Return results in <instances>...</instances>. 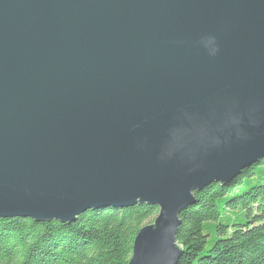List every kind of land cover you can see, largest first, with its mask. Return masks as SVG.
<instances>
[{
    "label": "water",
    "instance_id": "95a60500",
    "mask_svg": "<svg viewBox=\"0 0 264 264\" xmlns=\"http://www.w3.org/2000/svg\"><path fill=\"white\" fill-rule=\"evenodd\" d=\"M264 159V0H0V218L156 207L128 264H177L193 192Z\"/></svg>",
    "mask_w": 264,
    "mask_h": 264
},
{
    "label": "trees",
    "instance_id": "16d2710c",
    "mask_svg": "<svg viewBox=\"0 0 264 264\" xmlns=\"http://www.w3.org/2000/svg\"><path fill=\"white\" fill-rule=\"evenodd\" d=\"M178 215L177 264H264V159L227 187L193 192ZM158 209L87 210L69 224L0 218V264H128L133 241Z\"/></svg>",
    "mask_w": 264,
    "mask_h": 264
}]
</instances>
